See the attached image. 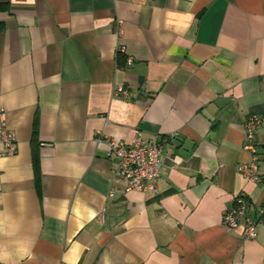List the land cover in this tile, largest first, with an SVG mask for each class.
<instances>
[{
  "label": "crops",
  "instance_id": "0c3cea01",
  "mask_svg": "<svg viewBox=\"0 0 264 264\" xmlns=\"http://www.w3.org/2000/svg\"><path fill=\"white\" fill-rule=\"evenodd\" d=\"M0 4V109L17 139L0 156V264H264V0ZM250 115L262 182L238 169ZM137 130L171 137L157 191L114 181L97 140ZM238 195L255 238L224 224Z\"/></svg>",
  "mask_w": 264,
  "mask_h": 264
},
{
  "label": "built area",
  "instance_id": "2783aa9c",
  "mask_svg": "<svg viewBox=\"0 0 264 264\" xmlns=\"http://www.w3.org/2000/svg\"><path fill=\"white\" fill-rule=\"evenodd\" d=\"M122 23L123 21L119 19V34L123 33ZM125 52L126 46L119 42L115 49L116 56L119 57ZM132 61V57L128 56V64H132ZM115 93L129 95L128 89L121 85L115 88ZM261 123L262 119L257 115H250L244 121V148L251 151L252 160L247 163H241L238 166L239 171L245 177L255 182L263 181L257 163L259 159L257 133ZM169 138L171 137L158 138L152 142H148L142 138L139 130H137L130 143L101 135L97 137V140L107 143L108 155L116 162L114 181L124 183L126 191H157L156 181L161 173V156ZM16 151L17 139L15 133L8 128L5 111L0 109V156L13 154ZM111 195H113L112 192ZM260 212H264V205L261 207ZM224 224L229 230H237L243 226V236L245 238H255L257 236V218L250 213V204L242 195L236 196L233 203L227 208L224 215Z\"/></svg>",
  "mask_w": 264,
  "mask_h": 264
},
{
  "label": "trees",
  "instance_id": "16d2710c",
  "mask_svg": "<svg viewBox=\"0 0 264 264\" xmlns=\"http://www.w3.org/2000/svg\"><path fill=\"white\" fill-rule=\"evenodd\" d=\"M8 6L6 4H0V9H6ZM38 171V170H37ZM263 219L264 221V212L260 215L259 220Z\"/></svg>",
  "mask_w": 264,
  "mask_h": 264
}]
</instances>
